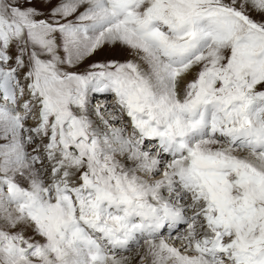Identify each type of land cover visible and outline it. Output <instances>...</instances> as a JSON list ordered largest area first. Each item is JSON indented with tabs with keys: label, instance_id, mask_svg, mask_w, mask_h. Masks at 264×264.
Listing matches in <instances>:
<instances>
[{
	"label": "snow or ice",
	"instance_id": "snow-or-ice-1",
	"mask_svg": "<svg viewBox=\"0 0 264 264\" xmlns=\"http://www.w3.org/2000/svg\"><path fill=\"white\" fill-rule=\"evenodd\" d=\"M0 264H264V0H0Z\"/></svg>",
	"mask_w": 264,
	"mask_h": 264
},
{
	"label": "rangeland",
	"instance_id": "rangeland-1",
	"mask_svg": "<svg viewBox=\"0 0 264 264\" xmlns=\"http://www.w3.org/2000/svg\"><path fill=\"white\" fill-rule=\"evenodd\" d=\"M125 56H127V54H125ZM98 58V57H97Z\"/></svg>",
	"mask_w": 264,
	"mask_h": 264
}]
</instances>
